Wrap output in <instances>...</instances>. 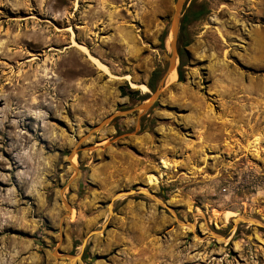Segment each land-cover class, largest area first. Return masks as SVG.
Wrapping results in <instances>:
<instances>
[{"label": "rangeland", "instance_id": "rangeland-1", "mask_svg": "<svg viewBox=\"0 0 264 264\" xmlns=\"http://www.w3.org/2000/svg\"><path fill=\"white\" fill-rule=\"evenodd\" d=\"M174 2L0 0V264H264V0H189L170 81Z\"/></svg>", "mask_w": 264, "mask_h": 264}, {"label": "water", "instance_id": "water-1", "mask_svg": "<svg viewBox=\"0 0 264 264\" xmlns=\"http://www.w3.org/2000/svg\"><path fill=\"white\" fill-rule=\"evenodd\" d=\"M188 2H189V0H175V2H174L172 22H171V38H172V40L170 41V45H169L170 49H171V55H170L169 62H168L167 74L171 71V69H173V64L175 62V55L177 54L176 53V43H177V34L179 32V25H180V14H181L183 8L188 4ZM167 74H166V76H167ZM164 80H165V78H162L160 80L159 86L164 82ZM156 96H157V90L148 100H146L147 102L142 103L141 105L137 106L135 108V110H145L146 108H148L153 103ZM105 121H106V119L103 120L102 124L105 123ZM150 193L152 194V192H150ZM131 194H143V195H145V193L142 192V189H135V190H125L123 192L116 193L113 195V198L121 197L124 195H131ZM152 199L155 200V202H157L158 204L162 205V202L160 200L158 201L155 197H153ZM110 205L111 204L109 203V206ZM162 206H164V205H162ZM167 207L171 208L170 206H167ZM164 208H166V207H164ZM171 210H172V208H171ZM77 256H78V254L76 256H69L68 257L70 264H76L75 261L72 262V257L77 258Z\"/></svg>", "mask_w": 264, "mask_h": 264}, {"label": "trees", "instance_id": "trees-1", "mask_svg": "<svg viewBox=\"0 0 264 264\" xmlns=\"http://www.w3.org/2000/svg\"><path fill=\"white\" fill-rule=\"evenodd\" d=\"M202 15V12L199 10H195L192 7H189L187 9L183 10V16L180 19V25H179V35H182V42L181 46L178 48L177 54L179 58V66L177 69V75L178 79L182 80L183 76V71L181 68L185 66L186 64V58H187V51H186V46L188 45V34H187V26L191 24L193 21L197 20L200 18ZM160 76V70L159 69H154L147 82V86L149 87L150 90L155 91V82L157 78Z\"/></svg>", "mask_w": 264, "mask_h": 264}, {"label": "bare ground", "instance_id": "bare-ground-1", "mask_svg": "<svg viewBox=\"0 0 264 264\" xmlns=\"http://www.w3.org/2000/svg\"><path fill=\"white\" fill-rule=\"evenodd\" d=\"M171 36H169V38H170ZM171 40H172V38H171ZM170 40V41H171ZM169 45H170V42H169ZM82 47V46H81ZM83 51H85V52H88V50L85 48V47H83V49H82ZM94 60V62H96L97 63V65L98 66H101L100 65V63L97 61V59H93ZM103 66V65H102ZM102 66H101V68H102ZM100 68V67H99ZM176 76V75H175ZM173 77H174V71H173V69H171V71L168 73V79L171 81V80H173ZM142 91H147V88L144 86V85H139L138 86ZM145 102H147V101H144L143 103H145ZM260 140H261V137H255L254 139H253V141L251 142V146L250 147H254V148H256L257 147V145L259 144V142H260ZM257 149V148H256ZM74 157H72V159H73ZM73 163V162H72ZM159 167H161V168H165V169H169L170 167H171V162L168 160V159H166V158H163V157H161L160 159H159ZM157 183V179L154 177V175H149V176H147V186L148 187H150V186H152L153 184H156ZM147 187V188H148ZM142 189V188H141ZM142 192L143 193H145V195L146 196H148L149 198H153L154 196L150 193V191H148L147 189H145V188H143L142 189ZM158 200V199H157ZM159 201V200H158ZM167 209H169V212L172 214V215H174V213H173V211L171 210V208H169V207H167L166 206V204L164 205ZM110 207H111V205L109 206V211H110ZM196 214H198V215H200L201 214V211H198ZM241 221H243V222H248V223H252V224H255V225H264V224H262V222L260 221V220H258V219H255V218H252V217H247V216H243V215H240V216H238V218L236 219V222L237 223H239V222H241ZM236 223V224H237ZM181 224H184L185 226H187V227H190V229L191 230H193V228H194V225L193 224H191V223H181ZM236 224H234L233 223V226H235ZM227 239H225V241H226ZM75 257H72V262L73 261H75Z\"/></svg>", "mask_w": 264, "mask_h": 264}, {"label": "flooded vegetation", "instance_id": "flooded-vegetation-1", "mask_svg": "<svg viewBox=\"0 0 264 264\" xmlns=\"http://www.w3.org/2000/svg\"><path fill=\"white\" fill-rule=\"evenodd\" d=\"M80 256H81V254H80ZM68 260H69V258H68Z\"/></svg>", "mask_w": 264, "mask_h": 264}]
</instances>
